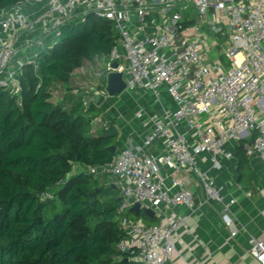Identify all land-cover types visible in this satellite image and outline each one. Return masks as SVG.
Returning a JSON list of instances; mask_svg holds the SVG:
<instances>
[{
	"label": "built area",
	"instance_id": "built-area-1",
	"mask_svg": "<svg viewBox=\"0 0 264 264\" xmlns=\"http://www.w3.org/2000/svg\"><path fill=\"white\" fill-rule=\"evenodd\" d=\"M44 2L48 15L33 19V7ZM89 16L114 23L118 41L95 74L99 82L106 79L103 90L93 87L86 100L146 101L134 112L143 134L129 136L110 164L76 165L69 178L84 173L115 186L120 213L137 204L141 212L153 211L158 225L121 220L127 238L119 250H128L136 264H171L195 212L194 193L180 177L193 175L205 202L220 205L223 225L232 229L237 201L222 194L211 173L233 160L242 142L248 159L264 163V0H23L0 11V32L6 35L0 41V89L20 96L17 75L34 63L24 54L41 49L37 58L58 43L61 27ZM23 37L31 40L20 50ZM114 73L122 74L126 88L111 98L108 77ZM98 120L103 131L111 129L110 121ZM182 208L189 215L163 219ZM250 255L264 264V240H251Z\"/></svg>",
	"mask_w": 264,
	"mask_h": 264
},
{
	"label": "trees",
	"instance_id": "trees-1",
	"mask_svg": "<svg viewBox=\"0 0 264 264\" xmlns=\"http://www.w3.org/2000/svg\"><path fill=\"white\" fill-rule=\"evenodd\" d=\"M22 1L0 0V11ZM60 32L57 44L18 73L20 96L0 89V264H136L119 250L127 238L121 220L160 221L120 213V191L90 175L69 178L76 165L110 164V148L122 141L93 135V120L103 115L96 102L83 113L85 103L72 104L71 95L51 101L56 84H69L77 70L111 54L115 26L89 16ZM237 157L241 169L248 163L243 142Z\"/></svg>",
	"mask_w": 264,
	"mask_h": 264
},
{
	"label": "crops",
	"instance_id": "crops-1",
	"mask_svg": "<svg viewBox=\"0 0 264 264\" xmlns=\"http://www.w3.org/2000/svg\"><path fill=\"white\" fill-rule=\"evenodd\" d=\"M44 4L45 2L40 7H33V19L40 20L43 16L48 15ZM40 28H45V26L41 23ZM20 34L21 32L16 34V37ZM3 37H5L4 34L0 32V41ZM20 40L18 44L23 45L25 41L31 39L23 37ZM20 62L17 64L20 65ZM99 62L102 60L100 59ZM85 69L86 66L77 70L69 84H56L52 89L53 97L54 93L61 91L62 88L63 90L67 88V91H64V99L75 92L82 94L75 89L74 84L83 85L85 81H89ZM76 77L77 79H75ZM83 96L88 98V96ZM121 98L128 100L126 106L132 103L130 107L132 106L135 111L137 104H140L141 107L146 104L144 100H140L138 103V98L129 99L127 96ZM106 104L104 103V105ZM125 107L121 110L122 114L117 116H120L117 125L122 143L129 136L139 139L143 134L138 121L134 119L133 108L127 109ZM108 117L109 113H105L100 118L109 120ZM117 117L114 116L113 119L115 120ZM93 127L95 126L93 125ZM234 148V145L228 147L230 151H234ZM234 153V159L222 161V169L218 172H212L211 176L215 178L218 187L226 198L237 201V205L233 209L235 226L232 229L224 227L220 205L206 203L204 191L198 185L195 177L191 174H183L180 178L187 183L195 196V212L189 216V230L182 234V241L177 245L171 264H259L251 257L250 250L253 238L264 240V163L258 158L248 159V163L240 169L237 148ZM201 166L204 171L210 169L206 160L202 161ZM167 185L171 187L172 182L168 181ZM177 192V189L172 191L173 194ZM177 215H189V213L183 208L174 209L167 212L163 219H173ZM235 231L238 234L232 238L231 234Z\"/></svg>",
	"mask_w": 264,
	"mask_h": 264
},
{
	"label": "rangeland",
	"instance_id": "rangeland-1",
	"mask_svg": "<svg viewBox=\"0 0 264 264\" xmlns=\"http://www.w3.org/2000/svg\"><path fill=\"white\" fill-rule=\"evenodd\" d=\"M81 19H79V20H77V21H80ZM4 38H6V35L4 34ZM59 36V38L56 40V42H58L59 40H61L62 39V37L64 36L63 35V32H60V34L58 35ZM53 37V36H52ZM54 38H52V43H54L55 42V40H53ZM220 43H222V41L220 42ZM49 44V43H48ZM48 44H44V46H48ZM25 43L23 44V45H19L18 44V46L20 47V50L21 49H26L29 45H25ZM35 45V44H34ZM33 46V45H32ZM41 48V47H40ZM40 51H41V49H40ZM39 51V52H40ZM36 49H31V50H29V52L28 53H26V54H24L25 55V57L27 58V59H29V60H31L32 62H34L35 61V58H36V53H39ZM102 60V62H100V64L99 63H97V65L95 66V67H92V66H90V65H87L86 66V75L88 76V82L87 81H85V84H77V83H75L74 84V87H75V89L76 90H79L83 95H85V96H88V98L87 99H89V95L90 96H92L93 95V92L91 91V89L93 88V87H97V88H100L101 90H103V88H101V83L102 82H104L106 79L104 78V79H102V81H98V79L94 76L95 74H96V72H97V70H100L101 69V66H103V65H105L106 64V61L104 60V59H101ZM88 71V72H87ZM75 79H77V77L75 78ZM92 87V88H91ZM94 89V88H93ZM67 91V88H65L64 90H63V88L61 89V91H58V92H56V94L54 93V97H53V100H51L54 104H57V103H59L60 101L62 102V101H64V100H62V99H64V96H65V94H64V91ZM69 93V92H68ZM79 95L77 92H75V93H73L71 96L73 97V101H72V104L73 103H75L78 99H81L82 100V102L84 103V102H87V104H88V107L86 106V108H85V110L83 111V113L84 112H86V111H88V109H89V107H90V105H92V104H94V103H91L90 101H88V100H86V98H84V96L83 95ZM80 96H83V97H80ZM129 99H131V97H128ZM111 100H113V101H111L110 102V100H105L104 101V103H107L106 105H104V103H103V107H101V108H103V109H105L104 111H103V114H105V113H109V117L108 118H110L108 121H110V126H113V127H117L118 128V120H119V118H120V116L119 117H117L119 114H122V112H121V110H123V108L126 106V103L128 104V100L126 101L125 99H123V98H120V99H118V100H115V98L114 99H111ZM95 101V100H94ZM132 104V103H131ZM131 104H129L128 106H126L125 108H129L130 107V105ZM122 108V109H121ZM131 108H133L132 106L130 107V109ZM129 109V110H130ZM135 109H136V107H135ZM133 110H134V108H133ZM132 110V111H133ZM134 112H135V110H134ZM114 116H116L117 117V119H113L114 118ZM112 119V120H111ZM98 121H100V120H98V119H94L93 120V123H92V125H94V126H96V127H92V133H93V135H95V136H98V135H101V131H103V129H102V126H101V122H98ZM114 123H116V124H114ZM113 127H111V129L113 128ZM104 133H105V131H104ZM116 140L118 141V140H120V138H116ZM100 184V183H99Z\"/></svg>",
	"mask_w": 264,
	"mask_h": 264
},
{
	"label": "water",
	"instance_id": "water-1",
	"mask_svg": "<svg viewBox=\"0 0 264 264\" xmlns=\"http://www.w3.org/2000/svg\"><path fill=\"white\" fill-rule=\"evenodd\" d=\"M126 88V85L123 81V77L122 74L120 73H114L109 75L108 77V87H107V92L109 94V96L111 98H114L116 96L122 95L124 90ZM105 101L104 97H98L95 99L96 102V106L101 108L103 103ZM120 132L119 129L117 127H113L112 129H110L109 131L105 132L102 135V138L108 139V138H119ZM110 150L113 153H116L117 151V147H111ZM114 189H116L115 186H112ZM131 212L136 213L137 215H140L141 209H140V205L137 204L135 205L132 209ZM146 215L150 216V217H155V214L153 211H146L145 212ZM129 251H125V255H128ZM126 261L128 262L129 259L128 257L126 258Z\"/></svg>",
	"mask_w": 264,
	"mask_h": 264
}]
</instances>
